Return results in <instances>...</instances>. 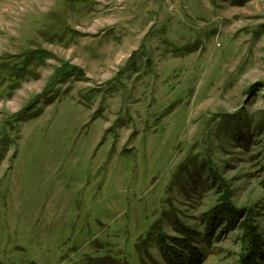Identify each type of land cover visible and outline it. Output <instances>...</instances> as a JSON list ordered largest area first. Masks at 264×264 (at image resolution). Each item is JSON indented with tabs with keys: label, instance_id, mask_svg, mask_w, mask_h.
Wrapping results in <instances>:
<instances>
[{
	"label": "rangeland",
	"instance_id": "1",
	"mask_svg": "<svg viewBox=\"0 0 264 264\" xmlns=\"http://www.w3.org/2000/svg\"><path fill=\"white\" fill-rule=\"evenodd\" d=\"M32 51L0 72V264H165L156 237L216 202L207 161L264 236V0H0V60Z\"/></svg>",
	"mask_w": 264,
	"mask_h": 264
},
{
	"label": "trees",
	"instance_id": "2",
	"mask_svg": "<svg viewBox=\"0 0 264 264\" xmlns=\"http://www.w3.org/2000/svg\"><path fill=\"white\" fill-rule=\"evenodd\" d=\"M24 56V60L22 59L18 66H12L13 64L7 60H0V72H5L12 79V88L17 83L16 77L24 79L29 74L28 65H42L49 54L43 51H32L29 56ZM132 60L133 58L130 61ZM65 69L66 71L61 72L60 77H53L54 83L49 84L52 88L62 78L84 77L81 70ZM51 87L50 90L52 91ZM50 90L45 91L43 95ZM228 120H235L237 124H242V119H238V115L226 116L224 122ZM233 137H239L236 131L233 133ZM205 164L209 166L210 184L215 188L218 197L215 204L199 219L203 227L201 234L186 226L174 224L178 232L177 236L166 237L164 234H159L156 237V245L165 264H202L207 258L208 248L211 246L214 237L215 241L218 242L222 236L236 231L238 240L237 264H264V236L260 233L257 225L256 212L251 207H237L232 200V191L227 182L221 178L220 172L214 169L208 161ZM218 229H220L219 233L216 234ZM83 264H129V262L106 255L103 258L83 261Z\"/></svg>",
	"mask_w": 264,
	"mask_h": 264
}]
</instances>
